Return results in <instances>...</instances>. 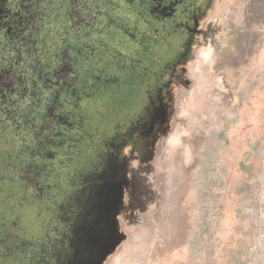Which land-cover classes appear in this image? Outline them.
I'll list each match as a JSON object with an SVG mask.
<instances>
[{"label": "flooded vegetation", "instance_id": "1", "mask_svg": "<svg viewBox=\"0 0 264 264\" xmlns=\"http://www.w3.org/2000/svg\"><path fill=\"white\" fill-rule=\"evenodd\" d=\"M216 2L0 0V264H103Z\"/></svg>", "mask_w": 264, "mask_h": 264}, {"label": "rangeland", "instance_id": "2", "mask_svg": "<svg viewBox=\"0 0 264 264\" xmlns=\"http://www.w3.org/2000/svg\"><path fill=\"white\" fill-rule=\"evenodd\" d=\"M182 79L103 264H264V0H217Z\"/></svg>", "mask_w": 264, "mask_h": 264}, {"label": "snow or ice", "instance_id": "3", "mask_svg": "<svg viewBox=\"0 0 264 264\" xmlns=\"http://www.w3.org/2000/svg\"><path fill=\"white\" fill-rule=\"evenodd\" d=\"M112 227H114V218L113 219L106 218L102 223L99 233L97 235V243L103 244L106 238L107 231L110 230Z\"/></svg>", "mask_w": 264, "mask_h": 264}]
</instances>
